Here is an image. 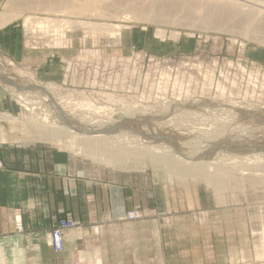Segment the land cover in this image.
Masks as SVG:
<instances>
[{"label":"rangeland","instance_id":"rangeland-1","mask_svg":"<svg viewBox=\"0 0 264 264\" xmlns=\"http://www.w3.org/2000/svg\"><path fill=\"white\" fill-rule=\"evenodd\" d=\"M16 1L25 8L8 0L0 5V11L17 16L0 30V68L23 82L53 86L54 101L64 104L68 113L63 119L73 116L89 121L92 113L100 125L87 131H103L119 145L141 152L154 147L163 154L164 144L175 147L183 156L178 167L182 170L151 163L146 154L134 157L117 151L110 141L88 150L86 137H71L64 128L37 127L38 109L28 104L40 103L23 102L6 90L5 82H14L5 75H0L1 91L14 108L1 109L0 122L7 115L14 117L11 121L21 120L22 124L12 126L13 133H34L38 141L67 150L90 177L131 179L141 185L153 182L172 212L186 213L188 223L198 228L208 264L264 263V147H260L264 145L257 139L264 135V28L231 17L223 0H186L188 4L164 0L165 7L159 6L155 16L143 18L120 11L101 17L52 14L34 9L32 0ZM250 1L248 8L264 13V0ZM136 2L149 4V0ZM148 4L143 7L148 9ZM27 16L37 18L36 23L46 17L62 24L57 30H39L35 22L25 23ZM66 19L122 28L116 38L102 29L74 24L63 31ZM45 69L47 80L43 81L39 72ZM86 100L93 103L90 113L79 105ZM64 101L71 102L74 110ZM38 106L46 108L50 123L68 128L74 124L69 119L59 121L51 105ZM134 120L137 124L131 126ZM148 120L157 126L158 136ZM193 156L205 157L221 172L192 170L191 165L205 162Z\"/></svg>","mask_w":264,"mask_h":264},{"label":"crops","instance_id":"crops-1","mask_svg":"<svg viewBox=\"0 0 264 264\" xmlns=\"http://www.w3.org/2000/svg\"><path fill=\"white\" fill-rule=\"evenodd\" d=\"M4 14L0 30L13 22L1 23ZM39 73L47 80L46 69ZM13 108L0 87V111ZM18 121L0 122V264H208L198 228L186 213L172 212L153 182L90 177L67 150L38 141L34 133H13ZM136 205L142 216L125 218ZM63 216L76 226L64 230L63 251L57 253L48 234Z\"/></svg>","mask_w":264,"mask_h":264},{"label":"bare ground","instance_id":"bare-ground-1","mask_svg":"<svg viewBox=\"0 0 264 264\" xmlns=\"http://www.w3.org/2000/svg\"><path fill=\"white\" fill-rule=\"evenodd\" d=\"M8 1L10 2V4L14 3L15 6L16 5H20V6L24 7L23 6V3H20V1H16V0H8ZM32 1L35 4V6H33V8L34 7H37V8H34V9H39L40 11L42 10V11H45V12H48V13H52V14H57V12H61V13H67V14H70V15L72 13V14H74L76 16H86V15H89V16H100V17L103 16V15H108L110 13H115V12H118V11L123 12V13H130V12H132L133 13V17H142L143 18V16H145V15L151 17V16L154 15L153 13H155V14L157 13L156 11H157V8L159 6L161 7V6H164L165 5V3L163 2L164 0H149V4L148 3L140 2V5H136L137 4V2H136L137 0H32ZM181 1H184V0H181ZM189 1H191V0H189ZM189 1H186L187 2L186 4H188ZM208 1H213V0H208ZM224 1H225L226 5L228 4L227 6H229V8L231 9V12L233 14V15H230V14H228V15H230L231 17H234L235 16V17H237V19H236L237 21H244V23H246V24H248V23H251V24L254 23V25H251V26H254V28H256V29L258 28V29H262L263 30V28H264V13L261 10H259V9H250V8H248L249 5L253 1L248 0L249 2H247V3H242L239 0H223V2ZM221 2H222V0H221ZM163 3H164V5H163ZM216 3H218V2L216 1ZM146 4H148V6H149L148 9H146V7L145 8L143 7ZM194 4H195V2H194ZM205 5H206V3H205ZM226 5H224V6H226ZM213 6H215V5H213ZM246 6H247L248 9L246 8ZM31 7H32V5H31ZM172 7H174L173 4H172ZM3 16L5 18L4 19H1V23H5L7 21H12L13 18L17 17L15 12H13V13H5ZM152 18H154L156 20V17H152ZM36 19L37 18H32V16L31 17H28L27 16V18H25V23L26 24H29L31 26L32 23L33 24H34V22L36 23ZM41 20L43 21V25L41 24L42 21H37V23H36L37 25L35 24L36 25L35 27L37 29H39V30H42V29H53V30H57V28H60V25L62 24V23L61 24H58V23L54 22V19H52V18H46L45 17V18H43ZM63 23H64L63 24V27L61 28L63 31L64 30H67L68 31L70 29V26H72L74 24V26H85L87 28H92V29H96V30H101L102 29L104 31H107L110 34V37L111 38H116V36H118L120 34V31H121V28H122V25H120V24H116V25H108V24H105V23L98 24V23H94V22L87 21V20L86 21H82V20H72V21H70V19H66L65 21L63 20ZM39 24H41V25H39ZM161 32L162 31L160 30V32H158L157 34L160 35ZM0 75L8 76V78L11 81L13 80L14 83L6 81L5 82V85L4 84L3 85L5 86L6 90L9 89L11 91V94L18 96L21 99V101L23 100V102H28V103H30V102L31 103H33V102L34 103H40V104H37L36 106L35 105H32V104H28L29 106L31 105V107H29V108H33L34 107V108L38 109V113H39V116L38 117L41 118V119H39V122L38 121H35L37 127H39V128H46V127H48V128L54 129V130L55 129L64 128V130L71 137H75V136H77V137H84V138L86 137L89 140L87 139L84 142V146H86V148H88V150H90V149H93L94 150L96 147H100V146H98V144H100L101 146H104L105 147V145L107 143L105 144L104 142L105 141H110L111 143H113L112 145H114V147L117 148L116 149L117 151H120L122 153H131L134 157L135 156L138 157L139 156V153H141V155L142 154H146L148 156V158L151 160V163H154V164H157V165H161V166L166 165L172 171H176L175 169H177V170L180 169V168H178L179 167V162H181V160L183 159L182 158L183 156L177 150L175 151V149H174L175 147L174 148L173 147L171 148L169 145H165V144H164V146L162 145L163 146L162 149H165V151H166L165 153L163 152V154H162V152H157L158 150L157 151L154 150L155 149L154 147H152L153 149L152 148H149L148 150H143L141 152V150L135 149V148L133 149V147H131V146L127 145V144L126 145H122V144L119 145V142L118 141L116 142L115 140H112L106 133L104 135H102V132L103 131L102 132L94 131V130L87 131V129L88 128L90 129L92 126L100 125L99 123H97V122H100V121H96L94 119L95 117H92V113L88 115V117L89 116L91 117V118H89V121H87L88 120L87 118L79 117V119H78V118L73 117V116H68L69 118H64L63 119V117H66L68 115V113L67 112H64V111H66L65 110L66 108H65L64 104L57 103L56 100L54 101V96L52 94L53 93L52 91L54 89L53 86L48 85L47 87H42V86H39L37 84H33L30 81L29 82H23V81H21L22 79H20V78H15V77H13L11 75L6 74L1 68H0ZM59 98L61 99V97H59ZM85 102H87V100ZM85 102L84 103L82 102L79 105L82 106V109L88 111L86 113H90L89 111L92 109V104L93 103L91 104L90 102L89 103L88 102L85 103ZM65 103H66L65 105L70 106L69 109L71 111L74 110V106H72L73 104H71V102H67L66 101ZM41 104H44V106H47V107H49L51 105L53 111L58 115L59 121L62 120V119H63L62 121L69 119L70 122H73L74 124L71 125V128L72 129L66 127L65 125L64 126L63 125L56 126V125L52 124V122L50 123L48 121V118L46 117L47 112L44 113V111H46V108L44 109V108L38 106V105H41ZM75 105H77V104L75 103ZM71 111H69V112H71ZM218 118H219V116H218ZM5 119L11 121V120H14V117L12 118L10 115H7L5 117ZM91 119L92 120L94 119L95 121L94 120L93 121H90ZM75 120H76V122H74ZM130 123H131V126H133L134 124H137V122L135 120L132 121V122H130ZM148 123L150 125H153L152 127L149 126L150 128H152L150 130L153 131V135L154 136H158L159 134L156 133L157 130H158L157 129V126H155V124H153V121H149L148 120ZM262 124H263V122H262ZM20 129L22 130V128H20ZM75 129H81V131L80 130L79 131H76ZM125 130L126 129H120V130L118 129V132L119 131L120 132H128V131H130V130H126L125 131ZM140 134H142V133H140ZM148 135H149V133H148ZM69 136H68L67 139H69ZM131 136H134V135H131ZM114 139H115V137H114ZM257 139L264 145V135H260L259 137L257 136ZM143 140L144 141H142L140 139V141H142L141 143L146 142L145 139H143ZM133 144H137V143H133ZM232 146L234 148V145H232ZM260 147H264V146H260ZM94 155L95 154H93V156ZM193 157H194V159H198V158L200 159L201 158L205 162H203L204 164L198 163V164L191 165L190 168L192 170H194V169L198 170L199 169V172H201V173H207L211 169H213V170L215 169L216 171L221 172L220 171L221 169L215 168L214 163L212 161H209V160L207 161V159L205 157L204 158L203 157H197V156H193ZM120 160H118V161H120ZM133 162H134V160H133ZM199 162H201V160ZM232 162H234V161H232ZM184 163H185V160H184ZM184 166H185V164H184ZM223 166H225V165H223ZM234 166H237V165H228V166H225V167L234 168ZM181 170H182V167H181L180 171ZM255 172L256 171H254V173ZM211 179H213V178L211 177ZM259 264H264V263H259Z\"/></svg>","mask_w":264,"mask_h":264},{"label":"built area","instance_id":"built-area-1","mask_svg":"<svg viewBox=\"0 0 264 264\" xmlns=\"http://www.w3.org/2000/svg\"><path fill=\"white\" fill-rule=\"evenodd\" d=\"M1 83V81H0ZM142 216V211L140 205H136L133 209L126 212L125 218L129 220H137ZM14 222L16 228L21 229L22 225L20 222V215L14 216ZM76 223L69 219L68 217H58L55 222L51 225L49 229V243L52 248L57 253L63 251L64 247V230L73 229ZM68 264H83L80 259H72Z\"/></svg>","mask_w":264,"mask_h":264}]
</instances>
